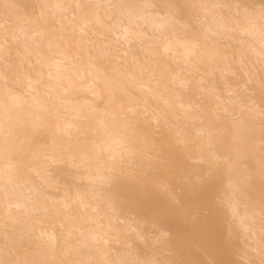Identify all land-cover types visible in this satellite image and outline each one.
<instances>
[{
	"label": "bare ground",
	"instance_id": "1",
	"mask_svg": "<svg viewBox=\"0 0 264 264\" xmlns=\"http://www.w3.org/2000/svg\"><path fill=\"white\" fill-rule=\"evenodd\" d=\"M35 1L0 4V264H264L261 4Z\"/></svg>",
	"mask_w": 264,
	"mask_h": 264
},
{
	"label": "rangeland",
	"instance_id": "2",
	"mask_svg": "<svg viewBox=\"0 0 264 264\" xmlns=\"http://www.w3.org/2000/svg\"><path fill=\"white\" fill-rule=\"evenodd\" d=\"M7 1V5L9 6V7H11V6H15L16 8H15V11H17V12H19V13H23L24 11H25V5H26V8L28 9L29 7V11H32L33 10V12L34 11H36L37 10V8H38V4H37V1H35V0H25L24 2H25V4L23 5V0H6ZM159 0H155L154 1V4L156 3L157 4V6L159 5V2H158ZM170 1H172V2H174L175 4H178V7L179 8H181V10H187V8H189L188 7V3L187 2H183V1H181V0H170ZM240 3H245L246 5H248L249 7H253L254 5H256V4H261V0H238ZM28 4H27V3ZM2 3V0H0V4ZM29 5V6H28ZM36 69V68H35ZM34 69H30L29 68V73H30V75L31 76H33V71ZM40 139L41 140H44V136H40ZM86 150H87V153L89 154V152H90V150H89V148L88 147H86ZM159 153V152H158ZM160 154V155H159ZM159 154H157L159 157H162V155H161V153H159ZM242 161H244V160H242ZM247 161V160H246ZM246 161H244V162H246ZM159 163H165V161L163 162V160H162V162H160L159 161ZM249 167H251V166H249ZM205 169H207V168H203L202 167V169H198L199 170V173H200V175L202 176V178H201V176H200V178L201 179H199V180H197V181H194L195 183H197V184H200V182H202V180H206L207 179V173H206V175H204L203 173H205ZM83 170L82 171H78V174L79 175H82L83 174ZM56 173H58V172H56ZM156 173H157V171L156 170H150V174H148V176H146V179L148 180V181H150V182H155L156 181ZM249 174V173H248ZM250 175H251V177H252V174L250 173ZM255 178H253L252 177V179H253V181H254V179H258V181H259V176H258V178H256V176H254ZM77 177H76V175H74L73 173H67L66 174V177H65V180H64V182L62 183V184H64L67 188H69V189H72V188H76V189H78L79 191H84V185H83V179H76ZM260 181H262V182H264V179H260ZM250 182H252L251 181V178H250ZM252 184H250V186H251ZM262 185H264V184H262ZM262 185H260V187H262ZM259 186V185H258ZM257 186V187H258ZM255 187V186H254ZM254 187H252L251 186V188H253L254 189ZM260 187H259V190H258V188H256V189H254V191H256V193L258 194V192L260 191ZM249 189L248 188V190H247V192L248 191H250V190H252V189ZM155 190L156 191H160L161 192V188L160 187H158V186H156V188H155ZM257 190H258V192H257ZM253 191V192H254ZM162 192H165V191H162ZM177 193H178V191H176ZM255 193V195L257 196V194ZM260 193H261V191H260ZM259 193V194H260ZM250 194H253L252 192L250 193ZM258 194V195H259ZM254 194H253V196H255ZM252 196V197H253ZM250 198H251V195L249 196ZM249 198V199H250ZM112 203H113V205H114V209H116V210H118V213H119V216L120 215H123L124 217H126V218H130V219H132L133 217L132 216H129L128 214H123L122 212H121V210H120V207L123 205V201L122 200H120V201H112ZM177 205V204H176ZM227 216H226V214H225V218H226ZM227 219V218H226ZM228 222V221H227ZM230 224V222H228V225ZM231 226H233L232 224H230ZM142 228H143V230H145V233H147V234H151V233H155L157 230L155 229V228H151V227H149V226H147V225H143L142 226ZM233 229H234V227H232ZM74 240H75V238H73ZM192 250H193V252L197 255V254H199L198 256L201 258V260H203V261H205V260H209L208 258H206V256H205V254H204V251L200 248H198V247H193V248H191ZM168 257H169V260L171 259V258H173V254H170V255H168ZM174 259V258H173ZM172 259V260H173ZM172 260H170V262H172ZM179 262H181V261H179V260H177V263L179 264ZM202 262V261H201ZM173 263V262H172ZM175 263V262H174ZM173 263V264H174Z\"/></svg>",
	"mask_w": 264,
	"mask_h": 264
},
{
	"label": "snow or ice",
	"instance_id": "3",
	"mask_svg": "<svg viewBox=\"0 0 264 264\" xmlns=\"http://www.w3.org/2000/svg\"><path fill=\"white\" fill-rule=\"evenodd\" d=\"M249 23L252 25L251 30H255L256 27V21L253 19L249 20ZM259 25L261 30V39L264 41V0H261V7L259 11ZM262 55H264V44H262ZM261 89L262 92H264V79H262L261 82ZM261 120H262V126H264V110L261 112ZM147 193V183L145 182V186L143 188L140 187L138 184L129 185L126 190V195L129 196V198L132 199H139L142 195H146ZM261 195H262V204H264V185H262L261 189ZM210 229V226H209ZM140 235V234H138ZM201 248L204 252H207L208 249L206 246L201 245ZM115 264V262H113ZM119 264H142L141 261L133 260V261H127L123 260L120 261ZM179 264H220V262L216 261L215 259L212 260H205V261H196V262H179Z\"/></svg>",
	"mask_w": 264,
	"mask_h": 264
}]
</instances>
